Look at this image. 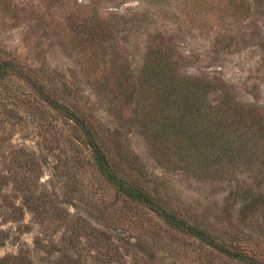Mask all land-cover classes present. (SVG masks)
Segmentation results:
<instances>
[{
	"label": "rangeland",
	"instance_id": "rangeland-1",
	"mask_svg": "<svg viewBox=\"0 0 264 264\" xmlns=\"http://www.w3.org/2000/svg\"><path fill=\"white\" fill-rule=\"evenodd\" d=\"M168 43L186 76L216 85L212 104L228 96L264 115V0H0V61H15L80 108L112 154L122 150L133 179L167 207L264 262V207L243 217L234 195L251 187L264 196V153L235 162L225 179L195 177L159 162L121 102L124 70L137 81L147 54ZM91 159L83 135L29 83L0 80L1 259L237 264L118 201Z\"/></svg>",
	"mask_w": 264,
	"mask_h": 264
},
{
	"label": "trees",
	"instance_id": "trees-1",
	"mask_svg": "<svg viewBox=\"0 0 264 264\" xmlns=\"http://www.w3.org/2000/svg\"><path fill=\"white\" fill-rule=\"evenodd\" d=\"M167 48L151 50L137 81L130 82L121 95L131 106L132 122L143 130L152 151L170 166L180 165L195 177L225 179L229 167L245 156L264 153V115L261 108L241 105L225 96L217 104L210 94L217 90L211 81L191 78L182 72L183 57ZM17 76L29 83L36 94L54 111L68 119L84 137L91 152L90 165L114 190L117 200H130L157 215L173 231L198 240L237 264H264L242 248L228 243L204 223H193L167 207L157 191H149L133 179L124 167L122 150L115 153L96 130L95 125L75 105L63 101L56 91L32 78L15 61H0V80ZM220 89V88H219ZM111 152V153H110ZM169 166V167H170ZM243 217L264 207V196L251 187L234 193ZM122 240V237H119ZM0 264H32L26 256L0 258Z\"/></svg>",
	"mask_w": 264,
	"mask_h": 264
},
{
	"label": "water",
	"instance_id": "water-1",
	"mask_svg": "<svg viewBox=\"0 0 264 264\" xmlns=\"http://www.w3.org/2000/svg\"><path fill=\"white\" fill-rule=\"evenodd\" d=\"M116 233L119 234V235L123 234V232H120V231H116Z\"/></svg>",
	"mask_w": 264,
	"mask_h": 264
}]
</instances>
